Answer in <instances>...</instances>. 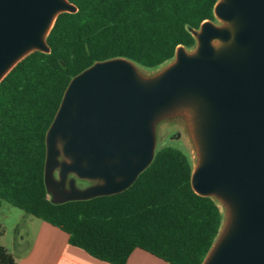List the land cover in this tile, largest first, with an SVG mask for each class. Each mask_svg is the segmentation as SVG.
Segmentation results:
<instances>
[{
    "label": "water",
    "instance_id": "obj_1",
    "mask_svg": "<svg viewBox=\"0 0 264 264\" xmlns=\"http://www.w3.org/2000/svg\"><path fill=\"white\" fill-rule=\"evenodd\" d=\"M76 10L0 0V82L30 52H49L57 15ZM214 12L222 24L203 22L195 50L179 46L155 76L114 58L72 78L46 133L45 183L57 203L126 190L154 158L157 121L185 111L199 152L192 187L228 210L203 264H264V0H219Z\"/></svg>",
    "mask_w": 264,
    "mask_h": 264
},
{
    "label": "trees",
    "instance_id": "obj_2",
    "mask_svg": "<svg viewBox=\"0 0 264 264\" xmlns=\"http://www.w3.org/2000/svg\"><path fill=\"white\" fill-rule=\"evenodd\" d=\"M68 1L77 10L57 15L49 52H30L0 82V208L7 201L49 222L111 264H126L136 248L168 264H203L225 211L193 189L187 153L161 147L126 190L57 203L45 183L46 133L73 77L114 58L145 68L172 61L179 46L196 47L203 22H218L219 0ZM0 264H17L3 246Z\"/></svg>",
    "mask_w": 264,
    "mask_h": 264
},
{
    "label": "crops",
    "instance_id": "obj_3",
    "mask_svg": "<svg viewBox=\"0 0 264 264\" xmlns=\"http://www.w3.org/2000/svg\"><path fill=\"white\" fill-rule=\"evenodd\" d=\"M3 207L2 203L0 214ZM14 215L11 209H7L0 218V228H5L6 220ZM14 235L10 245L0 243V246L13 256L17 264H111L70 244L65 231L23 210L14 224ZM3 236L4 233L0 238ZM126 264L168 263L144 249L136 248Z\"/></svg>",
    "mask_w": 264,
    "mask_h": 264
},
{
    "label": "rangeland",
    "instance_id": "obj_4",
    "mask_svg": "<svg viewBox=\"0 0 264 264\" xmlns=\"http://www.w3.org/2000/svg\"><path fill=\"white\" fill-rule=\"evenodd\" d=\"M216 24L220 25L222 24V21L218 20ZM194 50L195 47L192 49H187V52L191 53ZM174 60L175 59L161 65L158 68H145V67L137 66V69L139 73L144 77H152L162 72L172 62H174ZM154 131H155V139H156L155 151L161 147H166V146L175 147L188 154L192 162L193 168H195L198 165V161H199L198 146L194 137L192 124L187 112L177 111L175 113H172L170 115L161 118L160 120L157 121L154 127ZM55 176L58 177V170L55 171ZM70 177L72 176H69V178ZM92 183L93 181L86 179L76 180L77 187L81 189L90 186V184ZM51 198L52 200L55 199L54 194L52 192H51ZM218 201L222 204V207L225 211L224 224L221 230L222 233L225 229L228 220V210L222 201L220 200ZM3 205L4 207L2 209V213L0 214V218L3 216V214L7 209H11L12 212H14L15 214L13 217H9L6 220L5 228H2L4 236L0 238V243H5L7 245H10L15 236L14 224L17 222L18 215L21 214L22 210L19 209L18 207H14L12 204H10L7 201H4Z\"/></svg>",
    "mask_w": 264,
    "mask_h": 264
},
{
    "label": "flooded vegetation",
    "instance_id": "obj_5",
    "mask_svg": "<svg viewBox=\"0 0 264 264\" xmlns=\"http://www.w3.org/2000/svg\"><path fill=\"white\" fill-rule=\"evenodd\" d=\"M97 183H100V181H93V183L90 184V185H94V184H97Z\"/></svg>",
    "mask_w": 264,
    "mask_h": 264
}]
</instances>
